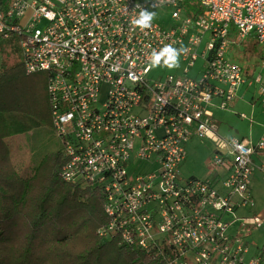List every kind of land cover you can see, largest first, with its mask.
<instances>
[{
  "label": "built area",
  "instance_id": "obj_1",
  "mask_svg": "<svg viewBox=\"0 0 264 264\" xmlns=\"http://www.w3.org/2000/svg\"><path fill=\"white\" fill-rule=\"evenodd\" d=\"M137 3L173 20L142 31L132 24ZM0 37L17 39L27 74L50 73L62 177L102 188L109 223L100 236L162 264H264V247L252 252L247 240L264 213L238 215L255 206L264 134L254 145L223 137L208 108L216 99L232 107L246 84L264 106L263 76L247 74L232 50L248 38L264 46V0H11L0 8ZM167 44L188 50L180 59L189 68L152 79L151 51ZM194 139L215 147L205 179L181 175ZM132 156L160 169L130 177Z\"/></svg>",
  "mask_w": 264,
  "mask_h": 264
},
{
  "label": "trees",
  "instance_id": "obj_2",
  "mask_svg": "<svg viewBox=\"0 0 264 264\" xmlns=\"http://www.w3.org/2000/svg\"><path fill=\"white\" fill-rule=\"evenodd\" d=\"M10 1L0 0V8ZM9 45L19 50L16 38L0 37V264H162L119 237L100 236L109 223L102 188L62 177L66 156L53 124L50 73L27 74ZM244 53L264 62V46ZM38 135L55 138L58 149L36 153ZM22 136L31 152L26 174L9 144Z\"/></svg>",
  "mask_w": 264,
  "mask_h": 264
},
{
  "label": "rangeland",
  "instance_id": "obj_3",
  "mask_svg": "<svg viewBox=\"0 0 264 264\" xmlns=\"http://www.w3.org/2000/svg\"><path fill=\"white\" fill-rule=\"evenodd\" d=\"M156 12V16L153 21L167 26L173 20L172 14L163 13L160 10ZM241 42L240 46L232 48L236 62H238L244 69L250 71L255 70V77L259 75L264 78V62L259 61L257 58H253L250 54L245 55L244 51L249 49L252 44L255 43V39L248 38ZM253 42V43H252ZM263 46H259L262 48ZM19 49V48H18ZM8 52L13 54L15 59H21V53L19 50H13L11 45L8 46ZM189 68V63H185L180 59L179 67L169 69L167 67H153L149 75L152 79H166L168 76L183 75ZM204 68V61L199 60L195 66L190 69L189 75L192 77H200ZM219 100L214 101V106L208 107L214 114V119L219 127V133L223 137L227 138H248L252 140L253 145L257 143L259 138L264 134V106L260 103L257 87H249L248 84L243 85L239 91L232 107L228 109H222L218 106ZM37 136L32 140V144L35 146V152L44 154L51 150L58 149V143L55 138L49 136ZM13 149V159L15 165L21 174L29 172L31 164V152L27 145L26 138L24 136L17 137L9 142ZM214 145L211 141L194 139L188 144L189 157L185 163L181 166V175L185 178L196 177L199 179H205L209 173L207 163L214 154ZM131 163L127 169V173L130 177L136 175H146L152 172H156L160 169V165L155 161H142L135 159L132 156L129 160ZM225 174V173H224ZM255 182V181H254ZM252 194L255 200V206L252 209H247L239 216H248L251 214L264 213V179H259L253 183ZM251 244V251H257L256 248L264 247V225L261 228L254 230L247 238Z\"/></svg>",
  "mask_w": 264,
  "mask_h": 264
},
{
  "label": "clouds",
  "instance_id": "obj_4",
  "mask_svg": "<svg viewBox=\"0 0 264 264\" xmlns=\"http://www.w3.org/2000/svg\"><path fill=\"white\" fill-rule=\"evenodd\" d=\"M139 9V13L132 20L134 27L140 30L150 29L152 21L156 16V12L149 11L140 3H137L135 9ZM187 49L184 47H174L172 44H167L159 49H153L150 54L151 67H167L173 69L179 67L181 55L187 54Z\"/></svg>",
  "mask_w": 264,
  "mask_h": 264
},
{
  "label": "crops",
  "instance_id": "obj_5",
  "mask_svg": "<svg viewBox=\"0 0 264 264\" xmlns=\"http://www.w3.org/2000/svg\"><path fill=\"white\" fill-rule=\"evenodd\" d=\"M189 157V156H188ZM188 159V158H187ZM187 161V160H186ZM185 161V162H186ZM184 162V163H185ZM259 179H264V175L260 172V171H256L254 174V178H253V183H255L256 181H258ZM255 181V182H254ZM252 190H253V184H252Z\"/></svg>",
  "mask_w": 264,
  "mask_h": 264
}]
</instances>
